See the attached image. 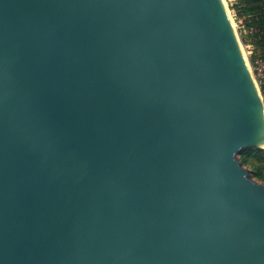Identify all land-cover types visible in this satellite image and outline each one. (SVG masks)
Here are the masks:
<instances>
[{
	"label": "water",
	"instance_id": "water-1",
	"mask_svg": "<svg viewBox=\"0 0 264 264\" xmlns=\"http://www.w3.org/2000/svg\"><path fill=\"white\" fill-rule=\"evenodd\" d=\"M245 149L223 0H0V264H264Z\"/></svg>",
	"mask_w": 264,
	"mask_h": 264
},
{
	"label": "trees",
	"instance_id": "trees-1",
	"mask_svg": "<svg viewBox=\"0 0 264 264\" xmlns=\"http://www.w3.org/2000/svg\"><path fill=\"white\" fill-rule=\"evenodd\" d=\"M233 10L237 17L245 19L247 27L257 30L252 45L264 56V0H235ZM239 160L250 170L252 178L264 185V149H245L239 154Z\"/></svg>",
	"mask_w": 264,
	"mask_h": 264
},
{
	"label": "rangeland",
	"instance_id": "rangeland-1",
	"mask_svg": "<svg viewBox=\"0 0 264 264\" xmlns=\"http://www.w3.org/2000/svg\"><path fill=\"white\" fill-rule=\"evenodd\" d=\"M224 2L235 27V33L240 41L242 50L246 55L250 72L264 102V93L262 91V87H264V56L261 52L255 51L252 45L253 40H255L254 35L248 33L249 27L245 24V19L237 17L236 12L233 10L235 0H224Z\"/></svg>",
	"mask_w": 264,
	"mask_h": 264
},
{
	"label": "bare ground",
	"instance_id": "bare-ground-1",
	"mask_svg": "<svg viewBox=\"0 0 264 264\" xmlns=\"http://www.w3.org/2000/svg\"><path fill=\"white\" fill-rule=\"evenodd\" d=\"M223 2H224V0H223ZM224 4H225V6H226V3H225V2H224ZM229 16H230V15H229ZM230 21H231V24H232L233 30H234V32H235V27H234V25H233V22H232L231 17H230ZM235 34H236V33H235ZM242 52H243V50H242ZM243 54H244V57H245V59H246V55H245L244 52H243ZM246 62H247V59H246ZM247 65H248V62H247ZM248 70H249V72H250L249 65H248ZM250 75L252 76L251 72H250ZM252 78H253V77H252ZM253 80H254V79H253ZM254 85H255L256 91L258 92L259 96L261 97L260 92H259V89H258V87H257V85H256L255 82H254Z\"/></svg>",
	"mask_w": 264,
	"mask_h": 264
},
{
	"label": "built area",
	"instance_id": "built-area-1",
	"mask_svg": "<svg viewBox=\"0 0 264 264\" xmlns=\"http://www.w3.org/2000/svg\"><path fill=\"white\" fill-rule=\"evenodd\" d=\"M248 33H250L251 35L257 34V30L253 27H249L248 28Z\"/></svg>",
	"mask_w": 264,
	"mask_h": 264
}]
</instances>
